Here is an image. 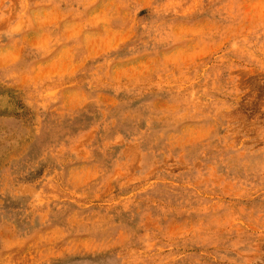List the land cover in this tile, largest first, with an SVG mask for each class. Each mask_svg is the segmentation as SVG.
<instances>
[{"label": "rangeland", "instance_id": "1", "mask_svg": "<svg viewBox=\"0 0 264 264\" xmlns=\"http://www.w3.org/2000/svg\"><path fill=\"white\" fill-rule=\"evenodd\" d=\"M0 264H264V0H0Z\"/></svg>", "mask_w": 264, "mask_h": 264}]
</instances>
